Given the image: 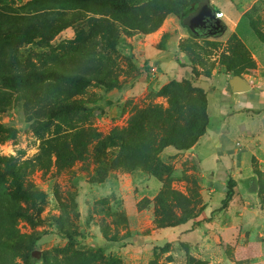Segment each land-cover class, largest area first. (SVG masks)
I'll return each mask as SVG.
<instances>
[{"label": "rangeland", "instance_id": "1", "mask_svg": "<svg viewBox=\"0 0 264 264\" xmlns=\"http://www.w3.org/2000/svg\"><path fill=\"white\" fill-rule=\"evenodd\" d=\"M184 1L180 17L154 0H129L120 10L93 0H0V29L32 37L0 42V76L51 68L89 80L0 82V264H264V171L253 158L257 197L246 193L245 174L206 178L214 159L204 153L202 165L197 143L145 144L149 152L128 155L129 143L111 136L129 132L141 113L152 120L148 109L165 110L170 96L173 118L185 124L201 97L190 87L207 96L256 73L240 44L190 23L216 2L229 12L226 1ZM231 1L244 16L237 34L264 64V0ZM96 24L108 30L93 32ZM233 157L220 163L226 172ZM83 249L102 259L71 262Z\"/></svg>", "mask_w": 264, "mask_h": 264}, {"label": "trees", "instance_id": "2", "mask_svg": "<svg viewBox=\"0 0 264 264\" xmlns=\"http://www.w3.org/2000/svg\"><path fill=\"white\" fill-rule=\"evenodd\" d=\"M76 1H83V0H76ZM96 3L101 4H109V6L114 10H120L124 7L129 5V0H93ZM185 1L184 0H154V4H162V7L166 9V12H174L180 17H183L182 10L185 9ZM211 11V14L214 15V18H211V21L215 22L216 17L215 11L218 9L216 5L211 4V8H209ZM252 25L253 20H251ZM210 29L213 31L218 32L219 34L222 32L221 25L218 27H214L210 25L206 30L205 29H197L198 33H205L207 31L211 32ZM93 32H96L98 30L107 31L108 28L103 25L96 24L93 27ZM4 40H17L19 42H30L32 40V37L26 31H16L11 29H0V42ZM228 40L235 41L238 44H240L245 51V55H247V58L249 62L245 66H249V69H252L251 71L255 70L257 68V63L252 57L251 53L248 49L245 48L244 44L241 42V40L237 37V35L234 33L229 34ZM182 47V46H181ZM247 62V61H246ZM250 72V71H249ZM198 72L194 70V75H196ZM44 80H51L54 82H62L65 84H77V85H87L89 83V80L85 77H79V76H69L65 73H62L60 71H57L55 69H44L42 71H30L27 73H14V74H8V75H1L0 76V82L11 85V86H29L33 84L34 82H42ZM187 81V79H185ZM105 85V88L107 90H110L114 87H116L115 84H110L103 82ZM180 83L173 81L169 86L171 87H178ZM190 87V86H189ZM190 90H196L200 91V99L199 103L198 101L194 100V103L192 106L189 107V116H188V122L186 121L185 124H180L176 121L173 116L178 112L177 109V100L170 96L169 102L170 106L164 109H159L157 107L148 109V111L155 112L153 113V119L149 120L148 117H146V114L141 113L138 115L139 120L132 119L130 124V130L127 132V128L118 130H112L111 136L115 138V141L118 139V141H122L123 145L125 146L126 143H129L128 148V155H133L137 153H142V151H148L145 149L144 145L147 144L151 147H153V150H162L167 145H175L177 148H186L189 149L193 145L197 143V141L200 139V136L203 135L206 129V124L208 120V110H207V96H205V93L201 88L197 87H190ZM198 103V106H194ZM159 110V111H158ZM39 109L35 110V122L38 119ZM54 114L53 109L46 112L47 116H52ZM32 127H34V124H32ZM182 127V128H181ZM129 135L132 136L130 139ZM117 141V142H118ZM149 152V151H148ZM11 176L13 177V181L16 187V190L21 193L22 195H26L27 193L25 190L22 189L21 182L19 178L17 177L16 173L14 171H9ZM255 173L259 176V171H255ZM4 175L0 176V179H2ZM260 185V184H259ZM233 192V186H230L229 188V196ZM69 241L71 243H74V238L69 237ZM168 245V242L165 243L163 247ZM101 258L102 255L97 253L96 251L90 250V249H83V250H77L72 252L70 259L71 262H82V263H92V261L97 260ZM74 259L76 261H74ZM108 264H118V261H113V263Z\"/></svg>", "mask_w": 264, "mask_h": 264}, {"label": "crops", "instance_id": "3", "mask_svg": "<svg viewBox=\"0 0 264 264\" xmlns=\"http://www.w3.org/2000/svg\"><path fill=\"white\" fill-rule=\"evenodd\" d=\"M225 1L229 12H226L219 2L214 4L224 14L222 17H218L224 24L220 36L228 38L229 34L235 32L241 42L245 44L237 34L244 16L240 10L233 7L231 0ZM251 20L253 19H250V25L254 29ZM251 55L257 63V68L254 70L256 73L249 72L248 74L249 89L235 90L232 77L227 86L217 87L213 92L207 91L209 122L194 150L199 154L202 165L205 163L204 156L206 154L210 155L211 163L214 159V164L212 163L213 166L210 168L211 175L208 176L207 171H203V175L208 176L206 178L219 179L217 172L231 173L233 178L236 173L241 176L245 174L246 181L248 180L246 193L256 194L257 197L259 186L257 178H253L255 173L251 160L253 158L262 168L261 171H264V64L254 54ZM226 79L227 73L223 75V82ZM214 93L220 98L217 99ZM225 157L234 158V162H232L234 167L227 172V169L222 168L224 165L220 164ZM223 196L212 199L211 203H217Z\"/></svg>", "mask_w": 264, "mask_h": 264}, {"label": "water", "instance_id": "4", "mask_svg": "<svg viewBox=\"0 0 264 264\" xmlns=\"http://www.w3.org/2000/svg\"><path fill=\"white\" fill-rule=\"evenodd\" d=\"M211 18H214V15L211 14V11L208 7L203 10L193 14L191 17L190 23L193 28L200 29L203 27H207V22L210 20V24L214 27H218L221 25V29H224V24L221 19H215V22L211 21ZM212 33L216 32L210 29ZM233 87L235 90H247L249 89V84L240 76L233 77Z\"/></svg>", "mask_w": 264, "mask_h": 264}, {"label": "built area", "instance_id": "5", "mask_svg": "<svg viewBox=\"0 0 264 264\" xmlns=\"http://www.w3.org/2000/svg\"><path fill=\"white\" fill-rule=\"evenodd\" d=\"M215 14H216V17H222L224 15L221 9L216 10Z\"/></svg>", "mask_w": 264, "mask_h": 264}, {"label": "flooded vegetation", "instance_id": "6", "mask_svg": "<svg viewBox=\"0 0 264 264\" xmlns=\"http://www.w3.org/2000/svg\"><path fill=\"white\" fill-rule=\"evenodd\" d=\"M210 25H211V24H210V20H209V21L207 22V27H203V28H200V29H205V30H206L208 27H210Z\"/></svg>", "mask_w": 264, "mask_h": 264}]
</instances>
